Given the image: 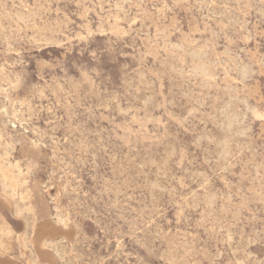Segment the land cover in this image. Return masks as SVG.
I'll return each instance as SVG.
<instances>
[{
  "label": "rangeland",
  "instance_id": "rangeland-1",
  "mask_svg": "<svg viewBox=\"0 0 264 264\" xmlns=\"http://www.w3.org/2000/svg\"><path fill=\"white\" fill-rule=\"evenodd\" d=\"M0 264H264V0H0Z\"/></svg>",
  "mask_w": 264,
  "mask_h": 264
},
{
  "label": "bare ground",
  "instance_id": "bare-ground-1",
  "mask_svg": "<svg viewBox=\"0 0 264 264\" xmlns=\"http://www.w3.org/2000/svg\"><path fill=\"white\" fill-rule=\"evenodd\" d=\"M261 12V11H260ZM250 35V34H249ZM247 37V36H246ZM1 136H3V135H1ZM6 173H8V172H6Z\"/></svg>",
  "mask_w": 264,
  "mask_h": 264
}]
</instances>
